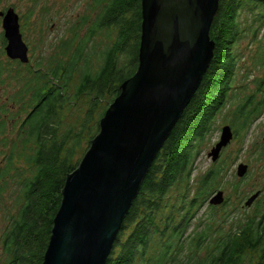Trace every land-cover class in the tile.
<instances>
[{
    "label": "trees",
    "instance_id": "1",
    "mask_svg": "<svg viewBox=\"0 0 264 264\" xmlns=\"http://www.w3.org/2000/svg\"><path fill=\"white\" fill-rule=\"evenodd\" d=\"M102 1L103 8L87 26L84 36L74 32L71 38L61 41L62 55L55 54L52 63L46 61L38 66L37 62L38 67L32 71L27 67L32 75L23 78L20 88L21 107L27 113L18 136L29 152L24 154L28 172L19 174L22 201L17 215L8 217L11 222L4 226L0 236L3 264H42L65 176L77 166L90 139L98 132L99 120L119 93L120 83L136 70L140 0ZM242 13L246 15L244 18H240ZM88 21L84 18L80 25ZM263 25L264 0H219L209 30L215 41L212 61L156 154L105 264H241L245 254L251 255V264H264L263 218L234 220L229 224L225 218H230L231 211L223 212L219 221L214 207L207 205L206 217L192 223L207 195L220 182L221 167L216 164L202 174L194 189L191 180L200 143L232 88L234 45L245 32L243 29L252 28L251 34L257 35ZM103 28L114 29L115 39L105 51L102 65L91 72L84 54L95 32ZM123 57L127 60L118 67V60ZM80 61L85 66L74 81ZM260 78L255 93L248 94L232 112L235 118L246 122L261 113L264 76ZM74 106L83 114L77 115L73 122H66L74 114L71 111ZM11 146L2 157L0 200L6 184L4 177L16 169L15 143ZM175 188L178 193L172 196L170 192ZM189 228L193 230L190 235ZM201 253L204 255L199 256Z\"/></svg>",
    "mask_w": 264,
    "mask_h": 264
},
{
    "label": "water",
    "instance_id": "2",
    "mask_svg": "<svg viewBox=\"0 0 264 264\" xmlns=\"http://www.w3.org/2000/svg\"><path fill=\"white\" fill-rule=\"evenodd\" d=\"M138 63L100 118L98 132L66 174L42 264H105L129 208L156 154L168 138L210 65L215 41L209 30L219 0H140ZM3 15L5 54L28 63L19 17L12 7ZM221 128L208 152L218 159L232 139ZM247 164L239 163L242 177ZM258 191L244 202L250 206ZM224 201L223 192L208 200Z\"/></svg>",
    "mask_w": 264,
    "mask_h": 264
},
{
    "label": "rangeland",
    "instance_id": "3",
    "mask_svg": "<svg viewBox=\"0 0 264 264\" xmlns=\"http://www.w3.org/2000/svg\"><path fill=\"white\" fill-rule=\"evenodd\" d=\"M8 6H13L20 16V31L22 39L29 49V62H20L19 64L9 59L5 54L6 42H3L0 17V68L2 73L0 76V105L3 104L0 106V110L4 111V123L3 127L0 128V159L12 147L13 142L16 153L15 162H13L16 169H12L8 176L4 177L6 184L0 200V236L6 225L7 214L15 213L22 201L19 174L28 172L24 154L27 155L29 152L23 147L22 139L18 136L19 126L27 113L24 107H21L20 88L23 78H29L32 75V73L29 74L27 67H30V71H32L41 64L45 65L46 61L51 63L55 61V54L62 55V49L59 47L61 41L71 38L74 32L80 37L84 36L87 32V26L101 11V8L98 10L97 7L91 5L90 0H0V11ZM244 9H242L243 12H245ZM245 16L242 13L240 18ZM84 18L89 21L82 26L80 24ZM259 28L257 35L251 34L252 28L243 29L245 32L241 34L234 45L233 51L235 50L236 53V61L234 78L231 80L232 88L229 90L225 105L216 113L210 131L201 141L200 151L195 155L192 164L193 189L196 188L198 179L207 170L216 164L221 167L220 182L212 192L221 190L226 202L214 206V214L220 221L224 215L223 212L227 210L233 212V214L230 212V218H225L229 224L234 223V220L237 222L246 221V218L259 214L264 207L262 202H256L251 208L243 205L244 197L264 187V108L253 120L246 122L243 118L237 119L232 115V112L248 94L255 93L260 77L264 76V63L260 64L264 52V25ZM114 39L115 30L112 28L98 29L95 32L84 54L91 72L98 70L102 65L104 53L111 47ZM62 58L65 59L66 57ZM126 60V57L119 58L117 66L122 67ZM37 62L40 65L37 66ZM78 66L74 81L79 78L85 63L80 61ZM260 97L261 94L258 93L256 98L259 100ZM13 106L14 110H17L16 112H13ZM75 109V106L71 108L74 114L69 116L66 122H73L77 115L83 114L80 111L78 113V110L75 111ZM7 110L12 111L8 120L4 116ZM224 125L231 127L233 137L221 149L218 159L213 162L207 154L219 140L221 128ZM82 145L84 146V142ZM22 152L23 155L19 156V153ZM239 163L247 164V171L242 177L236 174V167ZM3 164L4 159L0 162V167ZM212 192L207 195L205 205L195 214L193 224L199 222L203 216L206 217L208 211L206 206ZM177 193L176 188L170 192L172 196ZM192 233V228H189L187 234ZM202 255L204 253L199 254V256ZM250 258L251 255L245 254L241 264H251ZM4 261L5 256L0 245V264H3Z\"/></svg>",
    "mask_w": 264,
    "mask_h": 264
},
{
    "label": "flooded vegetation",
    "instance_id": "4",
    "mask_svg": "<svg viewBox=\"0 0 264 264\" xmlns=\"http://www.w3.org/2000/svg\"><path fill=\"white\" fill-rule=\"evenodd\" d=\"M90 4L91 5H94L95 7H97L98 8V10H100V8L102 9L103 8V5H104V1H102V0H90ZM9 7H12L13 8V10L17 13V11L15 10V8L13 7V6H8V7H6L4 10H2V11H0V17H1V20L3 19V15L1 14V13H5L6 12V10L9 8ZM17 15H18V17H20L19 16V14L17 13ZM1 24H2V21H1ZM19 25H20V23H19ZM3 28V27H2ZM21 32V31H20ZM2 37H3V39H5V37H4V33L2 34ZM4 42V41H3ZM5 42H6V40H5ZM28 52H29V50H28ZM28 56H29V54H28ZM13 61V60H12ZM15 62H18V63H20L19 62V60H14ZM0 76H2V73L0 74ZM3 104H1L0 106H2ZM17 110H14V106H13V112H16ZM3 113H4V111L1 109L0 110V126H3ZM10 113H12V111L10 110V111H8L7 110V112L5 113V117H6V119L8 120V116H9V114ZM12 115V114H11ZM13 120V119H12ZM18 133V132H17ZM2 161V159H0V162ZM256 191H258V195H257V197H256V199L252 202V204L250 205V206H247L248 208H251L256 202L258 203V202H262L263 204H264V187H261L260 189H258V190H256ZM256 191H254V192H256ZM216 192V191H215ZM215 192H212V194L210 195V197H209V199L211 198V196L215 193ZM254 192H252V193H250V194H248L246 197H244V199H243V205H244V202H245V200L250 196V195H252ZM263 199V200H262ZM226 202V199L224 198V201H223V203H225ZM222 203V204H223ZM222 204H220V205H222ZM207 205H209V203L207 204ZM217 206V205H216ZM245 206V205H244ZM214 207V206H213ZM16 209H17V207H16ZM18 210V209H17ZM17 210H16V212L15 213H13V214H7V216H6V219H5V222H6V224H9L10 222H11V219L10 218H8V217H12V216H16L17 215ZM253 218H256V221L261 217V218H263L264 219V207H263V210L261 211V212H259V214H257V215H255V216H252ZM252 217H248V218H252ZM247 219V218H246ZM252 220V219H251Z\"/></svg>",
    "mask_w": 264,
    "mask_h": 264
}]
</instances>
